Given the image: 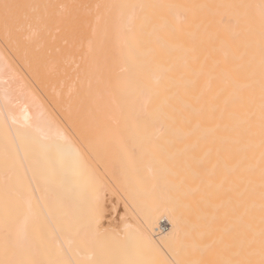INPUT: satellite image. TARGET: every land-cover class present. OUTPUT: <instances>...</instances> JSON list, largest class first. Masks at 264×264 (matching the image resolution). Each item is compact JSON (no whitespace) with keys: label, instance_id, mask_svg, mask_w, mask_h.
<instances>
[{"label":"bare ground","instance_id":"bare-ground-1","mask_svg":"<svg viewBox=\"0 0 264 264\" xmlns=\"http://www.w3.org/2000/svg\"><path fill=\"white\" fill-rule=\"evenodd\" d=\"M0 264H264V0H0Z\"/></svg>","mask_w":264,"mask_h":264}]
</instances>
